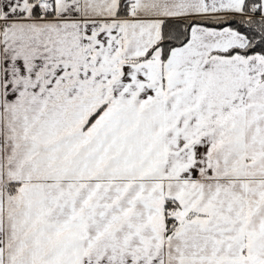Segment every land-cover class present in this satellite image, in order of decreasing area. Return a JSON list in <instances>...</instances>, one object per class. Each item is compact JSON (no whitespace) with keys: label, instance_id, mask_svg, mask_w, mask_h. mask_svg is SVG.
Segmentation results:
<instances>
[{"label":"snow or ice","instance_id":"obj_1","mask_svg":"<svg viewBox=\"0 0 264 264\" xmlns=\"http://www.w3.org/2000/svg\"><path fill=\"white\" fill-rule=\"evenodd\" d=\"M0 264H264V0H0Z\"/></svg>","mask_w":264,"mask_h":264}]
</instances>
